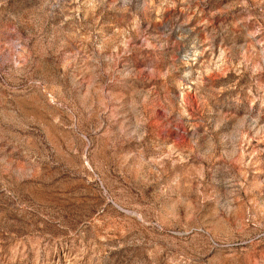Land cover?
<instances>
[{"label": "rangeland", "instance_id": "1", "mask_svg": "<svg viewBox=\"0 0 264 264\" xmlns=\"http://www.w3.org/2000/svg\"><path fill=\"white\" fill-rule=\"evenodd\" d=\"M0 264H264V0H0Z\"/></svg>", "mask_w": 264, "mask_h": 264}]
</instances>
